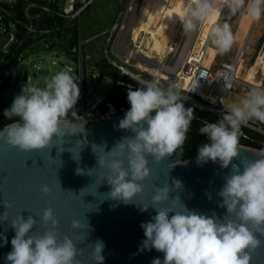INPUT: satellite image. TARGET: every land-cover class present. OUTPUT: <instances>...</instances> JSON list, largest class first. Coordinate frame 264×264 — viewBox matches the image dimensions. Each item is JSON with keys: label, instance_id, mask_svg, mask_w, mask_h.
Here are the masks:
<instances>
[{"label": "clouds", "instance_id": "9594fccd", "mask_svg": "<svg viewBox=\"0 0 264 264\" xmlns=\"http://www.w3.org/2000/svg\"><path fill=\"white\" fill-rule=\"evenodd\" d=\"M179 3L178 18L184 33L191 36L203 31L206 24L211 25L207 38L214 52L221 55L228 53L236 40L228 23H213L223 9H227L228 16L242 14L256 23L264 20V0H179ZM133 79L140 86L135 90L128 88L130 109L118 127L135 135L123 137L107 153L111 157L107 163L110 172L107 183L112 189L108 198L125 205L142 192L141 182L150 175L146 157L155 162L170 157L185 143L195 119L193 109L184 107L182 101L186 97L181 95L177 84L163 83L158 73L151 80ZM77 80L71 68L61 69L42 82L28 79L10 108L4 111L5 118L13 122L0 131V136L8 145L24 152L49 147L69 114L78 117L74 110L80 96ZM250 121L264 124V86L252 87L238 104L225 109L221 119L215 123L205 121L198 130L210 143L198 147L197 164L211 161L218 162L221 169L231 166L218 193L221 198L218 207L226 209L222 218L215 213L206 216L187 209L179 195L171 198V206L156 207L169 201L170 192L182 189L178 179H173L170 187L155 190L152 208L156 215L140 225L145 237L140 251L154 249L163 253L162 261L155 258L151 264H252L253 255L264 246V149L257 151L254 160L233 163L239 154L241 129ZM79 159L80 156L74 160ZM98 164L104 167L105 160L98 159ZM90 172L91 169H76L77 175L91 176ZM42 191L48 194L49 189L44 187ZM148 208L142 206L140 211ZM2 220H7L6 211L0 215ZM41 220L45 226L57 227L50 208L44 210ZM36 222L31 215L11 221L15 236L6 264H74L78 249L72 239H58L53 230L40 236L30 235ZM72 227L82 226L73 221ZM87 228L91 231L89 224ZM103 248V241L97 240L93 250L95 264H103Z\"/></svg>", "mask_w": 264, "mask_h": 264}, {"label": "water", "instance_id": "95a60500", "mask_svg": "<svg viewBox=\"0 0 264 264\" xmlns=\"http://www.w3.org/2000/svg\"><path fill=\"white\" fill-rule=\"evenodd\" d=\"M0 25L6 27L8 24L6 20H0ZM77 26L76 64L81 98L80 115L67 118L59 126V133L53 137L49 147L42 150L20 151L8 145L4 137L0 136V215L7 212V220L0 221V264H6V256L12 251L11 240L15 236V230L11 227V221L19 216L27 219L30 215L37 221L30 235L40 236L53 230L58 239H72L78 249L74 264H95L93 250L97 240L104 243L101 252L103 264H151L155 258L162 261L163 253L154 249L140 251L141 242L145 239L140 225L149 222L156 215L152 208L155 190L166 185L170 187L173 179L182 182V189L170 192L169 201L156 207L171 206V198L179 195L189 210L206 216L215 213L221 218L226 214L225 208L218 207L221 202L218 193L224 185L225 176L230 173L231 166L229 169H221L218 162L211 161L198 165L196 156L182 158L183 147L160 162L146 157L150 175L141 182L142 192L134 197L132 203L125 205L121 201L108 198L112 189L107 183L110 175L107 163L111 160L107 153L123 137H134L135 134L131 130L124 131L118 127L127 111L116 113L95 124L88 123L85 114L83 48L86 42L81 38L80 16ZM4 43L5 41L0 43V49ZM208 44L206 38L204 50ZM57 56L67 60L64 55L57 53ZM68 64L73 66L74 61L69 60ZM34 76L44 79L51 76V71L48 68ZM109 84L106 82L103 90L108 91ZM177 85L180 89L181 78ZM5 97H0V108L7 101ZM5 126L0 127V131ZM84 140L87 141L86 145ZM105 144L107 147L103 148ZM93 145L97 146L95 152L92 151ZM261 149L263 148L239 144L238 158L233 163L254 160L255 154ZM79 156L78 161L74 160ZM101 158L105 160L102 168L98 164V159ZM124 167H127L126 159ZM77 168L91 169V176L77 175ZM44 187L49 189L48 194L42 191ZM142 206L149 208L141 212ZM48 208L58 222L55 229L50 224L45 226L42 223L41 217ZM73 221L79 222L82 227L74 229ZM88 224L91 231L87 228ZM252 264H264V246L257 249Z\"/></svg>", "mask_w": 264, "mask_h": 264}, {"label": "built area", "instance_id": "2783aa9c", "mask_svg": "<svg viewBox=\"0 0 264 264\" xmlns=\"http://www.w3.org/2000/svg\"><path fill=\"white\" fill-rule=\"evenodd\" d=\"M93 1L94 0H0V20H6L8 24L6 27L0 25V29H3L5 32L4 38L0 39V43L5 41L0 49V97L9 95L5 90L8 79L14 77L19 72L20 66L27 65L32 73L37 75L39 72L48 68L51 71V65L57 64L56 58L65 63L62 67L63 69H72L73 75L78 79L77 82L79 86L76 64L77 46L70 49V56L66 57L67 60L65 61L57 56L56 39L65 27L77 22L81 12ZM118 2L119 9L116 12L114 22L108 32L109 35L106 47L103 51L104 61L111 69L115 70L118 77L125 76L137 82L133 77L140 76L130 69L133 68L139 73L153 78L154 74L135 67L128 63L127 60L128 58H132L134 60L152 63L159 72L169 77L168 79L161 77L163 83L167 84L171 81L177 84L179 79H182L180 93L182 96L186 97L182 102L212 112L216 114L218 120L222 118L225 109L229 107L227 98L228 95L235 90L237 83L243 84L248 89L258 86L248 82H242L238 79V69L242 61L243 52H241L235 61L219 62L214 67H206L202 63L208 47L207 46L205 50L203 49L204 41L201 45V49L198 51L199 54L193 57L192 52L195 50L198 36L191 45L189 44V46L185 47L180 55L179 63L176 64L175 67L148 61V59L143 58L140 54L126 46L128 35L132 32L136 16L144 0H126L125 4H122L121 0H118ZM237 16L238 14L235 16H228L227 9H223L218 18L233 19ZM59 20H61V22ZM201 32L202 31L199 33ZM182 36L183 33L180 40ZM37 44L40 45L39 47L44 53L43 59L48 54L55 57V60H52L51 64L47 60L37 61L36 57L30 55L26 57L23 56L25 52L29 51L32 46ZM177 50H179V46H177L173 59L175 58ZM110 55L114 56L117 61L113 60ZM258 59L259 55L256 57L252 70L264 80L263 70L257 65ZM69 60L74 61L73 66L68 64ZM62 68H59L58 71ZM91 70L93 71V67H91ZM51 75L54 74L51 73ZM96 77L109 81L108 90L114 88L115 85L123 84L119 79L115 81L111 77L100 73L96 74ZM126 85L131 86V84ZM87 100L85 79V114L89 124H95L97 121L105 120L109 116L124 111L122 107L117 108L116 105L107 98L98 101L96 105L89 109L87 108ZM74 110L76 115L79 116L81 113L80 96ZM67 118H74V116L69 114ZM247 127L261 134L260 142L264 144V125L260 122L250 121ZM244 136L248 137L247 135ZM207 143H210V141L207 140ZM239 144L241 143L239 142Z\"/></svg>", "mask_w": 264, "mask_h": 264}, {"label": "rangeland", "instance_id": "374dc122", "mask_svg": "<svg viewBox=\"0 0 264 264\" xmlns=\"http://www.w3.org/2000/svg\"><path fill=\"white\" fill-rule=\"evenodd\" d=\"M121 2L122 4H125L126 0H121ZM151 2H152V7L148 13V18L152 17L153 19L152 24L159 27L158 32H152V33L156 36L158 40L165 38L164 41H166L168 40V38L171 37L174 41L176 40L178 41L182 27V23L178 18L181 11V6L179 5L178 0H151ZM118 9H119L118 0H94L90 4V6L84 9L80 14L81 38L84 42H86L84 44V52L86 56H90L94 61L104 59L103 51L106 47L107 38L109 35V33L101 35L103 30H100L99 26L100 25L104 26V24L107 23L108 25L106 26L110 27L112 22H114V17ZM139 15L140 13H138L136 16V21L132 27V32L133 30L136 29ZM162 18L163 20H161ZM144 24H146L145 20L142 22L141 25L144 26ZM162 24H165V31H166L164 32L165 34L161 30ZM155 26H152L153 29H155ZM141 30L142 27L139 30V33L144 34ZM132 32L130 33V35H128L126 41L127 47L130 48L133 47L132 39L135 38V35L133 36ZM4 33L5 32L3 31V29H0V39L4 38ZM198 33L189 36L185 34L183 31V36L179 41V45H178L179 50H177L175 58L172 59V61L170 60V64L172 67H175L176 64L179 63L180 55L182 54L183 50L185 49L186 46H189V44L191 45V43L194 42L195 38L198 36ZM201 33H203V31ZM149 41L151 40L149 39ZM151 44L156 50V56H159L160 53L163 52L165 49V47L161 42L160 43L156 42V40L154 39L151 41ZM139 47L141 49L142 47H146V48L149 47L148 41L141 42L139 44ZM149 49H152V46ZM28 55L32 57H36L37 61L47 60L49 61L50 64L52 60H55V57L52 56L51 54L46 55L43 59L44 53L38 44L32 46V48L29 49V51L23 54L24 57ZM110 57L113 60L117 61L114 56L110 55ZM87 60H88L87 57H85V79H86V89H87V98H88L87 108L90 109L94 105H96L98 101H102L106 98V91L103 90V86L106 82L109 81L97 78L96 74L99 73V70L93 67V71H92L90 67L91 65ZM207 60L208 57H206V61ZM56 61H57L56 65H51L52 74H55L59 68H62L65 65L63 61L57 60V58ZM242 67L243 64L240 65L238 74ZM130 69L134 73L138 74L141 78L147 80L152 79L143 73H139L137 70L133 68ZM243 71L245 72L246 70L243 69L242 72ZM28 79H31L33 81L39 79L41 80V82L43 81V79L34 76L31 69L27 65L20 66L19 72L14 77L8 79V83L7 86L5 87V90L8 92L9 97H5L7 101L5 102V105L0 108V118L4 115L5 109L10 108L14 97L21 93V89L26 84Z\"/></svg>", "mask_w": 264, "mask_h": 264}, {"label": "crops", "instance_id": "0c3cea01", "mask_svg": "<svg viewBox=\"0 0 264 264\" xmlns=\"http://www.w3.org/2000/svg\"><path fill=\"white\" fill-rule=\"evenodd\" d=\"M161 20H163V18ZM216 22H218L219 24L228 23L232 28V31H233V34H234L236 40H235V43H234L232 49L228 53L222 54V55L214 52L212 46L209 43L208 50L204 56L205 60H204L203 65L211 68V67L216 66L219 62H227V61L232 62V61H235L239 57L241 52H243L242 61H241V64H243V67L240 69V72L238 74V79L241 80L242 82H248V83L253 84V85L264 86V80L262 78H259V75L256 72H254V70H252V66L256 60L257 55H259V53H261V52L264 53V20L260 21L259 23H256V22L251 21L246 15L238 14V16L236 18H233V19L218 18V20L214 21L213 23H216ZM112 24H113V22H112ZM112 24H111V26H112ZM106 25H108V24L105 23L104 26H102V25L99 26L100 30H103L101 35L106 34L110 31L111 26L109 25L110 27H107ZM157 29H158V27H157ZM77 30H78V26H77ZM161 30L163 31V33L166 32L165 31V24L161 25ZM80 31H81V19H80ZM200 34L201 33L198 34V39H199ZM58 36L59 37H57V39H56V53L64 55L65 57L70 56L69 51L72 48L69 45L71 34L70 33L66 34L65 29H64L62 32H60V34ZM77 36H78V31H77ZM148 45H149V47H147V48L145 47L144 51H140L139 47L135 46L134 44H133V47L131 49L140 55L146 54L151 58L156 57L155 59H157L158 56H156V50L154 49L151 42H148ZM151 46H152V49H149V48H151ZM83 48H84V45H83ZM128 48H130V47H128ZM145 51H146V53H145ZM85 57H87V59H88L87 61L91 65L90 67H94V68L98 69L100 74L109 76L107 74V72L111 68L104 61V59L94 61V60H92V58L90 56H86V54H85ZM206 57H208L207 61H206ZM71 58H72V56H71ZM172 59L173 58H171L170 60L172 61ZM161 63L162 64L166 63L164 61V57H163ZM98 64H101L102 67L98 68L97 67ZM165 65H171L170 61L167 62V64H165ZM240 65H239V67H240ZM243 69L246 71L242 72ZM238 71H239V69H238ZM162 77L164 79L169 78L165 74H163ZM249 90L250 89L246 88L243 84L237 83L235 90L233 92H231L230 94H236L239 96H246ZM229 95H228V98H229ZM228 98H227V101H228Z\"/></svg>", "mask_w": 264, "mask_h": 264}, {"label": "trees", "instance_id": "16d2710c", "mask_svg": "<svg viewBox=\"0 0 264 264\" xmlns=\"http://www.w3.org/2000/svg\"><path fill=\"white\" fill-rule=\"evenodd\" d=\"M59 21L61 22V20ZM77 31V22L69 24L67 27H65V33L71 34L69 45L72 48L77 46ZM97 67L101 68L102 66L101 64H98ZM107 74L115 81L119 79L123 84L115 85L114 88L106 91V98L116 105L117 108L122 107L124 111H128L130 109V105L127 101V90L129 87L135 90L140 86L139 83L125 76L118 77L115 70L113 69H109ZM126 84H131V86H127ZM183 104L185 108L193 109V115L195 117L187 133V139L182 146V158L188 159L197 156L198 147L203 143H207V138L199 133V128L203 126L205 121L209 123H215L218 121V119L216 114L212 112L197 108L185 102H183ZM15 119L18 118H13V120ZM9 123H12V121L6 119L4 115L0 118V127H3ZM241 132L242 135L239 138V142L241 144L264 149V144L260 142L261 134L251 128H248L247 126L242 127ZM244 135H247L248 137H245Z\"/></svg>", "mask_w": 264, "mask_h": 264}, {"label": "bare ground", "instance_id": "6f19581e", "mask_svg": "<svg viewBox=\"0 0 264 264\" xmlns=\"http://www.w3.org/2000/svg\"><path fill=\"white\" fill-rule=\"evenodd\" d=\"M178 3H179V0H178ZM179 5H180V3H179ZM155 6H157V5H155ZM151 7H152L151 0H144V3L142 4V7L140 8V11H139L140 15H139V18L137 20L136 29L133 30V32H132L133 33V36L135 35V38L132 39V43L135 46H138L139 47V44L141 42H143V41L151 42L154 39V40H156V42H159V43L161 42L163 44V46L165 47V49L157 57V60H155L154 57L151 58V57H149L146 54H142L141 56L143 58L148 59V61H151V62L153 61L155 63H161L162 62V59L164 57V61L166 62L165 64H167V62H169L170 59L173 58L174 53H175V51L177 49V46L179 45V40H180V37H181L182 32H183V27H181V32H180L178 41L177 40L174 41L171 37L168 38V40H166V41H164V39L158 40L156 38V36L152 32H158L159 27L157 29V26H155L154 24H152V20H153L152 17H149L148 18V13L151 10ZM180 14H181V11H180ZM180 14H179V16H180ZM144 20L146 21V24H144V26H143L141 24H142V22ZM152 26H155V29H153ZM210 26L211 25L206 24L205 25V28L203 30V33L200 34L199 39H198L197 43L195 44V50H194V52H192V56L193 57H196L199 54L198 51L201 49L202 43L206 40L205 38H207L206 37L207 36L206 34H207L208 29L210 28ZM141 27H142V30L141 31L144 34H140L139 33V30L141 29ZM151 27H152V29H151ZM137 39H138V41H137ZM149 39L151 41H149ZM144 48L145 47H142V49H141L139 47L140 51H143ZM207 50H208V47L206 49V52H207ZM204 60H205V58L202 60V63H204ZM127 61H128V63L134 65L135 67L140 68L141 70H145V71L150 72L152 74H157L158 73L160 75V77L163 76V74L161 72H159L156 69V66L154 64H152V63L144 62V61H138V60H134L132 58H128ZM257 65L263 70V75H264V53L263 52L259 53V59L257 60ZM243 97H245V96H239V95H236V94H230L229 95V98H228V101H227L228 102V105L231 106L232 104H238Z\"/></svg>", "mask_w": 264, "mask_h": 264}]
</instances>
